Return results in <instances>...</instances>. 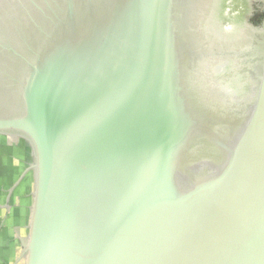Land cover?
Returning <instances> with one entry per match:
<instances>
[{
	"label": "water",
	"instance_id": "obj_1",
	"mask_svg": "<svg viewBox=\"0 0 264 264\" xmlns=\"http://www.w3.org/2000/svg\"><path fill=\"white\" fill-rule=\"evenodd\" d=\"M24 1L50 20L0 46L24 264H264V35L212 47L208 0Z\"/></svg>",
	"mask_w": 264,
	"mask_h": 264
},
{
	"label": "crops",
	"instance_id": "obj_2",
	"mask_svg": "<svg viewBox=\"0 0 264 264\" xmlns=\"http://www.w3.org/2000/svg\"><path fill=\"white\" fill-rule=\"evenodd\" d=\"M28 143L0 135V264H24L32 193Z\"/></svg>",
	"mask_w": 264,
	"mask_h": 264
},
{
	"label": "rangeland",
	"instance_id": "obj_3",
	"mask_svg": "<svg viewBox=\"0 0 264 264\" xmlns=\"http://www.w3.org/2000/svg\"><path fill=\"white\" fill-rule=\"evenodd\" d=\"M262 1L264 0L205 1L204 8L202 10L200 9L198 17L200 34L206 37V40L211 43L212 47L228 49L232 54H235L232 50L237 48L238 45H242L240 47L241 49L246 47V43L241 39L245 37L247 40L251 35V31L253 32L252 39L257 40L258 35H256V32L260 30H256L257 24H254L251 20L253 16H264V13L261 14L258 12L260 9L254 7L252 9H245L244 6L248 4L250 6L251 4L258 5L257 3ZM226 5H230L231 10H228ZM234 58L227 59L226 62L230 66H233L236 64Z\"/></svg>",
	"mask_w": 264,
	"mask_h": 264
},
{
	"label": "flooded vegetation",
	"instance_id": "obj_4",
	"mask_svg": "<svg viewBox=\"0 0 264 264\" xmlns=\"http://www.w3.org/2000/svg\"><path fill=\"white\" fill-rule=\"evenodd\" d=\"M257 4L258 5L251 4V6L250 4H245L246 6H244V8L252 9L254 7L260 9L258 12L263 14L264 1L258 2ZM10 5L11 3H9L8 0H0V46H7L8 42L12 39H19L20 37L38 39L39 34L36 35V33L45 30V23H49L50 20L45 22L42 17H39L40 13L27 1L23 2V8L18 6L15 12H12ZM27 14L30 15L28 16ZM251 21L257 24L256 30L261 31V37L257 36V40H262L261 38L264 35V16H253ZM34 24H36V26ZM252 35L253 32L251 31L250 36ZM256 35H258L257 32ZM0 54L6 55L7 53L0 49Z\"/></svg>",
	"mask_w": 264,
	"mask_h": 264
},
{
	"label": "bare ground",
	"instance_id": "obj_5",
	"mask_svg": "<svg viewBox=\"0 0 264 264\" xmlns=\"http://www.w3.org/2000/svg\"><path fill=\"white\" fill-rule=\"evenodd\" d=\"M226 8H228V10H231V6L230 5H226ZM229 12V11H228Z\"/></svg>",
	"mask_w": 264,
	"mask_h": 264
}]
</instances>
